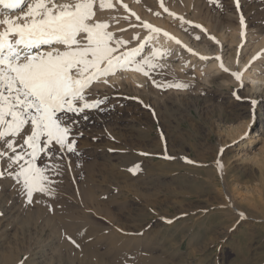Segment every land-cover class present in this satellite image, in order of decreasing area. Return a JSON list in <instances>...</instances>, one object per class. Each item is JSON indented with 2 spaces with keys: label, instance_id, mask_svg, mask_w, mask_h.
Returning a JSON list of instances; mask_svg holds the SVG:
<instances>
[{
  "label": "rangeland",
  "instance_id": "obj_1",
  "mask_svg": "<svg viewBox=\"0 0 264 264\" xmlns=\"http://www.w3.org/2000/svg\"><path fill=\"white\" fill-rule=\"evenodd\" d=\"M111 2L112 9L94 10L118 18L103 21L128 41L121 52L144 38L141 60L153 32L144 25L165 24L181 35L185 47L167 48L181 68L145 64L149 76L98 88L94 81L86 99L101 103L82 114L85 121L75 117L76 151L37 161L62 165L47 173L51 194L29 202L16 176L0 177V264H115L111 236L126 264L139 255L145 264H264V82L249 78L264 73V0H239V7L236 0ZM177 83L187 87L169 86ZM84 217L112 235L75 238L91 251L80 261L60 229Z\"/></svg>",
  "mask_w": 264,
  "mask_h": 264
},
{
  "label": "snow or ice",
  "instance_id": "obj_2",
  "mask_svg": "<svg viewBox=\"0 0 264 264\" xmlns=\"http://www.w3.org/2000/svg\"><path fill=\"white\" fill-rule=\"evenodd\" d=\"M94 7L103 11L114 5L111 0H0V177L16 176L29 202L34 194H51L47 173L62 167L37 161L75 152V117L87 119L82 114L99 107L100 101L86 99L90 85L132 65L145 76V64L157 67L136 59L144 45L121 52L128 41L108 31L109 24L95 18Z\"/></svg>",
  "mask_w": 264,
  "mask_h": 264
},
{
  "label": "bare ground",
  "instance_id": "obj_3",
  "mask_svg": "<svg viewBox=\"0 0 264 264\" xmlns=\"http://www.w3.org/2000/svg\"><path fill=\"white\" fill-rule=\"evenodd\" d=\"M20 10H17V12H19ZM167 13H169L168 11H167ZM9 15L11 16L12 15V13H9ZM102 16L101 17H96V18H98V20H101L102 19V21H103V19L104 20H106V21H109V23H112V21H115L116 19H118V18H116V16H115V14H113V13H111V12H104L103 14H101ZM167 15H170V13L169 14H167ZM104 16V17H103ZM141 18H144V17H141ZM147 18V17H146ZM171 17H167V19H170ZM148 21H150L149 19H148ZM153 22V21H152ZM151 22V23H152ZM108 23V24H109ZM155 23H156V21H155ZM157 23H159V24H161V25H163L162 24V21L160 20V21H157ZM160 25H158V27H159ZM164 26H165V28H164V30H160L159 32H155V31H153V32H149V35H148V37H146V40L148 41V42H150V46L148 47V49L146 50V52H145V56H142L145 60H148V61H151V62H153L154 63V65H161L162 66V68L164 67L163 66V64L164 65H169L170 67H172V68H178L179 69V67H180V65L181 64H174V62L178 59L177 58V56L176 55H174V54H170L167 50V48H169L170 47V50H171V47L173 46V47H177V46H179V47H177V51H179L180 50V48L181 47H183L184 46V44H183V42L178 38V37H180L181 35H178V37H176V36H174L172 33H174L173 31H172V28L170 27V26H166L165 24H164ZM175 30V32H178V31H176V29H174ZM168 31V32H167ZM148 32V31H147ZM170 32H172L171 34H169ZM165 34H167V35H165ZM178 34V33H177ZM140 35V34H139ZM141 35H143V34H141ZM244 36V35H243ZM255 37H257V36H255ZM260 38V37H259ZM129 39V38H128ZM238 39V38H237ZM245 39V38H244ZM143 40H144V38L142 39H140L139 41L137 40V42L135 43V42H133V46H135L136 48L138 47V46H140V44H144V42H146V41H144L143 42ZM197 40V39H196ZM242 40V39H241ZM177 41H179V43H177ZM185 42V41H184ZM194 42V41H193ZM193 42L192 43H190V45L191 44H193ZM225 42V41H224ZM237 42V41H236ZM243 42V41H242ZM257 42V41H256ZM131 43V42H130ZM186 43H188V42H186ZM244 43V42H243ZM255 43V42H254ZM245 44V43H244ZM128 45V44H127ZM138 45V46H137ZM189 45V44H188ZM224 45V44H223ZM217 46V45H216ZM243 45H240V47H242ZM46 47L47 46H42V49L41 50H44V49H46ZM130 47V46H129ZM158 47H159V50L161 49V48H163V50L160 52V54H159V52H158ZM161 47V48H160ZM172 47V48H173ZM185 47V46H184ZM187 47V46H186ZM193 47V46H192ZM226 46H224V48H223V54L226 56V55H229V48L228 47H226ZM253 47V46H252ZM201 48V47H200ZM259 47H257V49H258ZM173 49H175V48H173ZM187 49V48H186ZM197 49V48H196ZM215 49V48H214ZM231 49V48H230ZM243 49V48H242ZM246 49V48H245ZM254 49V48H253ZM130 50V49H129ZM189 50V49H188ZM175 51V50H174ZM195 51V50H194ZM204 51H206V50H204ZM208 51V50H207ZM245 51V50H244ZM176 52V51H175ZM191 52V51H190ZM201 52V51H200ZM199 52V53H200ZM252 52H254V51H252ZM154 53H157L158 54V56L157 57H155V58H153V54ZM178 53V52H177ZM193 53V52H192ZM195 53H197V52H195ZM144 54V53H143ZM176 54V53H175ZM198 54V53H197ZM205 54H207V53H204V55ZM222 54V55H223ZM251 54V53H250ZM188 55H189V53H188ZM219 55H220V53H219ZM198 57H199V54L197 55ZM202 56H203V54H202ZM230 56V55H229ZM207 57V56H206ZM209 57V56H208ZM215 57H217V56H215ZM214 57V58H215ZM202 58V57H201ZM229 58V57H228ZM196 59V58H195ZM221 59V58H220ZM219 59V60H220ZM234 59H236V58H234ZM180 60V59H179ZM227 60V59H226ZM225 60V61H226ZM181 61H183L182 59H181ZM180 61V62H181ZM188 61H190V60H187V62ZM194 61V60H193ZM193 61H191V62H193ZM198 61V60H197ZM216 61V60H215ZM190 62V63H191ZM200 62V61H199ZM202 62V61H201ZM220 62V61H219ZM223 62V61H222ZM221 62V63H222ZM238 63V61H236L235 60V63ZM240 62V61H239ZM246 61H244L243 63H245ZM255 62V61H254ZM179 63V62H178ZM189 63V64H190ZM214 63V62H213ZM256 63H258V62H256ZM263 63V62H262ZM186 64V63H185ZM210 64V63H209ZM222 64H226V65H222V66H224L223 67V69L225 70V69H227V72H232V71H230V70H232V69H228L227 68V64H229V63H222ZM196 65V64H195ZM197 65H198V63H197ZM217 65H221V64H219V63H215L214 65H210L211 67V69H212V67H214V66H217ZM238 65V64H237ZM251 65V64H250ZM261 65V64H260ZM263 65V64H262ZM133 66V65H132ZM186 66V65H185ZM187 66H188V64H187ZM221 66V67H222ZM236 66V65H235ZM241 67V70H243V66L242 65H240ZM159 67V66H158ZM169 67V68H170ZM206 67V66H205ZM134 66L133 67H130L129 69H127V70H121V73H120V75H117V76H114V78H112V79H108V78H104V77H100L99 79L100 80H98V82H97V84H95L96 86H97V88L99 87V86H101V85H103V83H111V82H113V81H119V79L121 80H124V82H129V81H131L132 79L134 80V79H136V75L135 74H139V72H136L135 70H134ZM165 68V67H164ZM181 68V67H180ZM183 68H185L184 66H183ZM209 68V69H210ZM218 68H220V67H218ZM233 68V67H232ZM248 68V67H247ZM259 68V67H258ZM171 69V68H170ZM204 69V68H203ZM173 70V69H172ZM191 70V69H190ZM195 70H198V69H196V67H195ZM195 70H193V73H197L198 71H195ZM240 70V71H241ZM120 71V70H119ZM195 71V72H194ZM214 71V70H213ZM179 72V71H178ZM203 72V70L201 71V73ZM215 72V71H214ZM218 72V71H217ZM221 72V71H220ZM235 72V71H234ZM249 72V71H248ZM182 73V72H181ZM204 73V72H203ZM233 73V72H232ZM240 73H242V71L240 72ZM250 73V72H249ZM183 74V73H182ZM200 74V73H199ZM198 74V75H199ZM217 74H219V73H217ZM226 74H228V73H226ZM262 74H264V73H258L255 77H254V75H252V76H250L249 78L252 80V82H256L257 84L260 82H264V75H262ZM204 75H205V73H204ZM207 75V74H206ZM119 76H122V77H119ZM202 76V74H200V76H199V78ZM218 76V75H217ZM219 76H220V74H219ZM232 76V75H231ZM244 76H246V75H244ZM186 77V76H185ZM191 77V76H190ZM206 77V76H205ZM224 77V76H223ZM246 77H248V76H246ZM202 78V77H201ZM204 78V77H203ZM235 78V77H234ZM102 79H103V81H102ZM186 79H189V77H186ZM217 79V78H216ZM222 79V78H221ZM105 80L107 81V82H105ZM234 80V79H233ZM237 81V80H236ZM241 81V80H240ZM186 82V81H185ZM206 82V81H205ZM214 83V82H213ZM239 83V82H238ZM107 85V84H106ZM105 85V86H106ZM224 85H222V87H223ZM259 87V86H258ZM107 88V87H106ZM250 90H254L255 88L254 87H250L249 88ZM257 89V88H256ZM84 120V119H83ZM85 121V120H84ZM92 122V121H91ZM85 124V123H84ZM86 125V124H85ZM83 128V127H82ZM87 129V128H86ZM79 131V130H78ZM41 195H43L42 193H37V194H34L33 195V197H32V199H31V202L32 201H37V200H39L38 198H40L39 196H41ZM25 197L29 200V198L27 197V195L25 194ZM4 212V211H3ZM88 217V216H87ZM87 217H84L83 219H82V221L79 223V224H73V223H66V224H63V227L60 229L61 231H62V233H63V237H64V239H63V246H65L66 248H71V249H76L77 250V252H76V257L75 258H78V259H80V261H83V260H85L86 258H89L90 256H91V251H89L90 249L89 248H83V246H82V244L81 243H79L78 241H76L75 240V238L76 239H85V238H87V237H90V236H99V237H97V238H100V237H106V236H111L112 235V233H109V232H104L103 230H101V229H99V228H96V227H90L89 225H91V222L89 221V219L87 218ZM96 226V225H95ZM230 227V226H229ZM227 231V230H226ZM110 232H114V231H110ZM102 233H103V235H102ZM115 233V232H114ZM114 235H116V234H114ZM95 236V237H96ZM118 236V235H117ZM116 236V237H117ZM111 238V242H109L108 241V243H109V247H111V249L114 251L113 253H114V255H115V264H126V262H125V258H124V254L125 253H123L124 251H122V249H121V246L119 245V244H117V243H115V241H114V237L113 236H111L110 237ZM78 239V240H79ZM105 240V239H104ZM97 241V240H96ZM98 242V241H97ZM106 242V241H105ZM107 244V243H106ZM138 244V243H137ZM136 243H135V245H137ZM134 245V246H135ZM138 246V245H137ZM115 247V248H114ZM124 250V249H123ZM153 257V256H152ZM146 258V257H145ZM142 255H139V256H137L136 257V264H145L144 262L146 261V259H145ZM159 259V258H158ZM158 259H156V260H153V261H157ZM96 262H97V264H102V262H100L99 260H95ZM153 261H151V262H153ZM135 263V262H134ZM146 264H151L150 263V261H148V263L146 262Z\"/></svg>",
  "mask_w": 264,
  "mask_h": 264
}]
</instances>
